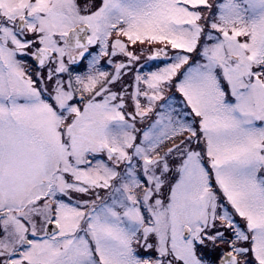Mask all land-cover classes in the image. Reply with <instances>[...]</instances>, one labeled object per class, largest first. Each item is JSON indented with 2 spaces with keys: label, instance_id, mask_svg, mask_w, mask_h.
<instances>
[{
  "label": "snow or ice",
  "instance_id": "1",
  "mask_svg": "<svg viewBox=\"0 0 264 264\" xmlns=\"http://www.w3.org/2000/svg\"><path fill=\"white\" fill-rule=\"evenodd\" d=\"M0 264H264V0H0Z\"/></svg>",
  "mask_w": 264,
  "mask_h": 264
}]
</instances>
